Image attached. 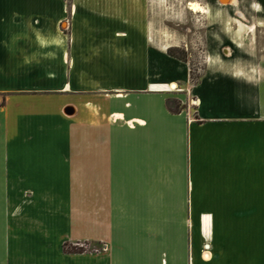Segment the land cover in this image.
Returning <instances> with one entry per match:
<instances>
[{"label": "crops", "instance_id": "obj_1", "mask_svg": "<svg viewBox=\"0 0 264 264\" xmlns=\"http://www.w3.org/2000/svg\"><path fill=\"white\" fill-rule=\"evenodd\" d=\"M141 23L0 0V264H264L263 63L212 52L193 85Z\"/></svg>", "mask_w": 264, "mask_h": 264}, {"label": "rangeland", "instance_id": "obj_2", "mask_svg": "<svg viewBox=\"0 0 264 264\" xmlns=\"http://www.w3.org/2000/svg\"><path fill=\"white\" fill-rule=\"evenodd\" d=\"M118 1L139 11L157 51L171 50L187 61L192 84L200 80L207 62L219 60L209 56L212 52L262 62L264 84V0ZM189 3H198L205 13L190 11ZM73 21L70 15L66 18L61 27L65 34L71 33ZM194 104L191 100L192 107ZM76 249L83 252L85 247Z\"/></svg>", "mask_w": 264, "mask_h": 264}, {"label": "trees", "instance_id": "obj_3", "mask_svg": "<svg viewBox=\"0 0 264 264\" xmlns=\"http://www.w3.org/2000/svg\"><path fill=\"white\" fill-rule=\"evenodd\" d=\"M65 1L68 2V0H65ZM167 54H168L170 57H173V58H175V59H178V60H180V61H182V62L187 63V61H186L184 58H181V57L175 55L174 53H172L171 50H168ZM193 85H194V84H193ZM167 107H168V109H169L170 111H178V110L180 109L179 104H177V103H174V104H173V103H171V102H168V103H167ZM64 251H65V253H81V252H80L79 250H77L76 248H71V247H69V246H64Z\"/></svg>", "mask_w": 264, "mask_h": 264}, {"label": "bare ground", "instance_id": "obj_4", "mask_svg": "<svg viewBox=\"0 0 264 264\" xmlns=\"http://www.w3.org/2000/svg\"><path fill=\"white\" fill-rule=\"evenodd\" d=\"M188 7H189L188 9L190 11L194 12V13H205V9L202 6H200L198 3H189ZM176 88H177L176 84H172L171 87H170V89L173 90V91Z\"/></svg>", "mask_w": 264, "mask_h": 264}, {"label": "water", "instance_id": "obj_5", "mask_svg": "<svg viewBox=\"0 0 264 264\" xmlns=\"http://www.w3.org/2000/svg\"><path fill=\"white\" fill-rule=\"evenodd\" d=\"M64 112L66 115H73L74 114V110L71 107L66 108Z\"/></svg>", "mask_w": 264, "mask_h": 264}, {"label": "built area", "instance_id": "obj_6", "mask_svg": "<svg viewBox=\"0 0 264 264\" xmlns=\"http://www.w3.org/2000/svg\"><path fill=\"white\" fill-rule=\"evenodd\" d=\"M175 90H177V88Z\"/></svg>", "mask_w": 264, "mask_h": 264}]
</instances>
